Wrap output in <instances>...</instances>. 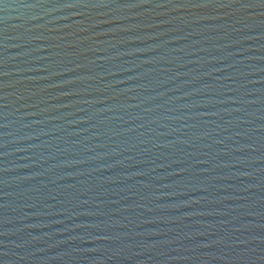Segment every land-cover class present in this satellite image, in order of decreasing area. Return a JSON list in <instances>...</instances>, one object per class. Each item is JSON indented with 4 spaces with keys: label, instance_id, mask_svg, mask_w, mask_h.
<instances>
[{
    "label": "water",
    "instance_id": "1",
    "mask_svg": "<svg viewBox=\"0 0 264 264\" xmlns=\"http://www.w3.org/2000/svg\"><path fill=\"white\" fill-rule=\"evenodd\" d=\"M0 264H264V0H0Z\"/></svg>",
    "mask_w": 264,
    "mask_h": 264
}]
</instances>
